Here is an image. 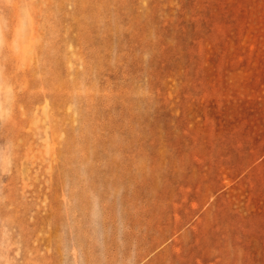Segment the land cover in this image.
<instances>
[{
  "label": "rangeland",
  "instance_id": "1",
  "mask_svg": "<svg viewBox=\"0 0 264 264\" xmlns=\"http://www.w3.org/2000/svg\"><path fill=\"white\" fill-rule=\"evenodd\" d=\"M0 264H264V0H0Z\"/></svg>",
  "mask_w": 264,
  "mask_h": 264
}]
</instances>
